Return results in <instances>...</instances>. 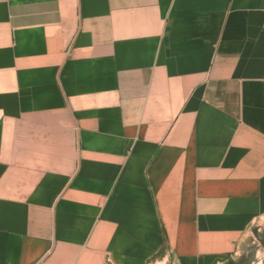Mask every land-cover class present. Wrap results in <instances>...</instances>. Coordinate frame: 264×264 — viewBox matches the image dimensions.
Listing matches in <instances>:
<instances>
[{"label":"crops","instance_id":"obj_1","mask_svg":"<svg viewBox=\"0 0 264 264\" xmlns=\"http://www.w3.org/2000/svg\"><path fill=\"white\" fill-rule=\"evenodd\" d=\"M264 217V0H0V264H226Z\"/></svg>","mask_w":264,"mask_h":264},{"label":"rangeland","instance_id":"obj_2","mask_svg":"<svg viewBox=\"0 0 264 264\" xmlns=\"http://www.w3.org/2000/svg\"><path fill=\"white\" fill-rule=\"evenodd\" d=\"M226 264H264V217L253 225L238 254Z\"/></svg>","mask_w":264,"mask_h":264}]
</instances>
